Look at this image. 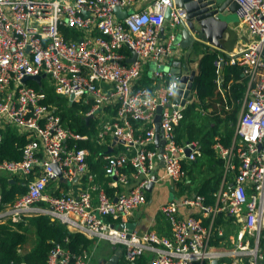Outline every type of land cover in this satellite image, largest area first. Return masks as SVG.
<instances>
[{"label":"built area","instance_id":"1","mask_svg":"<svg viewBox=\"0 0 264 264\" xmlns=\"http://www.w3.org/2000/svg\"><path fill=\"white\" fill-rule=\"evenodd\" d=\"M236 1L249 41L214 62L220 88L227 64L242 66L248 79L233 142L214 144L225 176L213 203L189 192L163 204L171 233L162 234L121 224L147 203L146 187L155 181L158 158L165 176L182 186L191 181L190 166L201 155L199 142H179L175 132L187 107L198 100L192 88L183 105L174 102L181 74L168 64L181 47L177 37L186 10L174 0H0V144L7 127L28 140L20 161L0 160V174L10 180L19 176L27 187L3 203L0 186V224L48 214L121 248L123 264H139L141 258L143 264H259L264 259V0ZM117 6L126 16L115 13ZM44 74L39 88L23 81ZM47 86L59 96L73 94L75 101L91 103L87 116L103 114L95 139L103 144L111 137L118 148L104 155L105 172L117 184L127 183L124 170L132 167L134 185L114 196L98 187L89 150L77 146L89 136L63 122L59 106L48 102ZM159 107L158 150L150 146L158 142ZM62 179L86 182L78 192H66ZM184 207L194 211L183 214ZM91 257L88 249L75 253L56 242L48 264H90Z\"/></svg>","mask_w":264,"mask_h":264},{"label":"trees","instance_id":"2","mask_svg":"<svg viewBox=\"0 0 264 264\" xmlns=\"http://www.w3.org/2000/svg\"><path fill=\"white\" fill-rule=\"evenodd\" d=\"M63 31L67 33L69 29L63 27ZM220 54L225 55L226 53L201 42H196L189 49L190 57L201 56L194 87L197 91L198 104L204 108L210 106V98L216 92L218 71L214 62ZM222 74L225 83L231 82L230 92L234 100L233 109L229 111L223 108L224 116L220 114L202 115L196 108L197 102L194 101L187 107L184 119L175 128L179 142L198 140L201 144V154L206 156L210 162L217 163L221 168L220 175L207 176L204 173L205 171L202 170L203 167H200L197 171L190 167L189 174L191 178L195 180L198 177L199 179L200 185L197 193L203 195L207 203L214 202V192L219 185L224 165L223 159L218 156L214 148V144L217 140H220L225 145L231 144L235 127L227 124L228 121H233L234 125L237 122L240 109L238 101L242 100L248 81L247 77L243 75V67L238 64L224 65ZM28 83L37 88L40 87V84L36 81H29ZM142 83L147 84V81L142 80ZM47 88L48 102L59 106L58 112L63 122L72 130L90 136L88 140H79L77 145L80 148L89 149L88 160L92 169L94 168V170L98 171L99 176L106 181L108 177L106 178L102 164L98 160V157L101 158V147L106 148V146L96 141L95 135L97 131H94L93 120L87 121L86 119V111L90 108V105L75 102L69 106V104L65 103V99L61 98L62 96L55 93L53 88ZM1 131L3 140L0 144V160L20 161L23 158V147L28 141L26 136L17 133L10 127ZM150 147L153 148L154 145ZM101 153H104V148ZM94 157L95 161H93ZM208 171H210V168ZM23 180L19 176H14V182H12L8 175L0 174L3 203H11L18 195L26 192L27 187ZM148 197L150 198V193H148ZM110 220L116 221L117 219L110 218ZM30 230L34 232L37 243L32 250L23 252L22 248L28 242V231ZM94 239L81 231H72L65 222L58 218H52L48 214L25 217L19 222L0 224V264H22L23 262L26 264H48L49 253L56 242L61 243L75 253H80L85 249L90 251L91 246L94 244ZM144 261L145 259L141 258L139 264H143Z\"/></svg>","mask_w":264,"mask_h":264},{"label":"crops","instance_id":"3","mask_svg":"<svg viewBox=\"0 0 264 264\" xmlns=\"http://www.w3.org/2000/svg\"><path fill=\"white\" fill-rule=\"evenodd\" d=\"M238 35L240 36V38L237 37ZM243 37H241V35L239 33H237L236 29L234 30L230 25L228 32H227L225 38L223 39L224 51H234V50H237L240 47L244 46L249 41V37L248 38H245V37L243 38ZM189 49L190 48H183L182 46L178 47L176 49L177 52L174 55L170 56V58L168 59V64L171 65V67H172L171 69H173V71L176 72V71H178V69H181L182 73H190V71H192V70L198 71L199 60H200L201 56H197V57L191 56L190 57ZM180 62L182 63L181 67H179V65H178V63H180ZM185 66L188 67V71L185 70V68H184ZM225 86L227 89L225 88ZM47 87H49V86H47ZM47 87H46V89H48ZM193 88L195 89V87H193ZM222 88H224L225 90L223 91ZM222 88H220L219 85L217 84L215 95L212 98H210V101H209L210 106H208V108H204L201 105H199L198 100L195 101V102H197L196 108L198 111H200L202 113V115L209 114L211 116L214 114H220L221 116H224L223 115V113H224L223 108L225 110H229V111L231 109H233L234 100H233L231 92H230L231 82L225 83V81H223ZM61 98H64L65 103L69 104V106H71L73 103L77 102L74 100L73 103H71L70 98H68L66 96H62ZM229 101H230V103H229ZM238 102H239L240 109H239L237 121H238L240 114H241L243 98L241 101H238ZM78 103H80V102H78ZM80 104H84V105L89 104L90 108H91V103H80ZM87 111H86V116H87ZM108 111L112 114L111 109H108ZM102 116H103V114H99V115L97 114L96 116H93L91 118L93 120L92 125H94V129H95L94 131H98V127L100 126V123H101L102 118H103ZM236 124H237V122H236ZM236 124L234 125L233 121H228L227 125L235 127ZM85 135H87V134H85ZM87 136H89V135H87ZM234 136H235V132H234V135L232 137L231 143L233 142ZM157 140H158L157 145H154V148L158 147V150H159L162 148V145H161L160 138ZM195 141L199 142L198 140H195ZM78 142L79 141H77V144H78ZM100 144H102V143H100ZM103 144H105L106 148L101 147V152L104 148V153L100 152L101 158L98 157V160H99L100 164H102V169L104 170L106 178L108 177L107 180L105 181V179H102L99 176L98 171L94 170V168L92 169L89 160H88V162L90 164V167H91V170L93 171V173L96 172L95 173L96 174L95 182L98 185V187L104 189L110 196L111 195L114 196L120 190L129 189L132 185H134L137 182L138 179L135 177V175H133L134 169L132 167H128L126 170H124L128 174V182L127 183L117 184V182L115 181L116 180L115 177L107 175L105 172L104 155L106 153H108V151L110 149H112L111 152H116L118 150V148L113 146V141H112L111 137H108L104 141ZM86 149H88V148H86ZM89 155H90V151H89ZM93 161H95V157H94ZM190 167H191V169L193 168V170H195V171L199 170L200 167H203L202 170L205 171L204 173L207 176H216L217 174L220 175V171H221V168L219 167V165L217 163H213V161L210 162L209 159L202 154L197 158L196 161H194L191 164ZM209 168H210V171H208ZM154 175L156 176V178L154 181L152 191L147 190V192L150 193V198L148 197L147 203L142 205L140 207V209L134 211L130 216H128L127 219L125 220V222L126 223L127 222H133L134 223L133 229H136L137 231H144V230L151 228V229H155V230L159 231L162 234H170L171 228H170L169 223L165 220V218L163 217V215L161 213V206L163 204H165L167 201L171 200L173 197L178 198V197H180L186 193H189V192H196L197 193V189L200 185L199 179L197 177L195 180H193V178H191V175H190L191 181L186 185L179 186L172 179L165 176V171H164L163 162H162L161 158H158V160H157V165H156V169L154 171ZM197 176H199V175H197ZM224 176H225V167L223 165V170H222V173L220 176L219 185L216 189H218L221 186L223 179H224ZM233 176H234V174L232 172H230L228 174V179L233 180ZM78 181H80V179ZM12 182H14V179L12 180ZM85 182H86V179H82L80 182H75L74 184H72L71 182H68L65 179H62L60 181V184L62 186L61 189L63 191L67 192V191H70L71 189H73L76 192H78L79 188L84 187ZM53 189H54V187L52 184L49 187V190L52 191ZM153 193H154V195H153ZM161 195H163V196H161ZM175 196H177V197H175ZM193 211L194 210L191 208H187V207L182 208L183 214H189ZM117 220H119V218ZM120 223H121V221H120ZM69 228L72 231L77 230L71 226H69ZM94 238L93 239L95 241H94V244L91 246V250H90L92 253L90 264H102V263L106 264L114 256V254L116 253V250H118L119 248L118 247L115 248L108 241H101V240H98L96 237H94ZM36 243H37V238L35 236L34 240L32 242H27L24 245V248H26L25 252L32 250L34 248V246L36 245ZM228 244L231 245L230 240L228 241ZM263 260L260 261L259 264H263L264 263ZM123 262H124V258L120 254L117 264H123Z\"/></svg>","mask_w":264,"mask_h":264},{"label":"water","instance_id":"4","mask_svg":"<svg viewBox=\"0 0 264 264\" xmlns=\"http://www.w3.org/2000/svg\"><path fill=\"white\" fill-rule=\"evenodd\" d=\"M175 4L178 7L184 8L187 12L186 23L178 35L177 40L180 42V45L183 48H192L196 42H201L208 44L216 49L224 50L223 39L225 38L228 29L230 27L229 22L220 17V14L226 13H236L238 9V3L236 0H174ZM115 13L119 17H124L127 14V10H123L120 7L114 9ZM171 10L168 9L165 16V22L163 30L170 19ZM262 54L264 55V46L262 49ZM136 55L132 59L135 60ZM181 67L182 63H178ZM188 71V67H184ZM165 70H169V67H164ZM175 72V71H174ZM175 73L181 74V83L174 97V102L183 105L186 101V98L189 96L190 90L194 87L195 77L197 75L196 70L190 71V73H182L181 69H178ZM44 75H26L23 78L24 82L36 81L38 84L42 83V78ZM74 95L70 96V102L73 103ZM162 112V107L158 108V113L156 117V131L157 139L160 138V114ZM93 115L86 117L89 121ZM112 149L108 151L110 153ZM189 152V150H188ZM55 169L58 175H61V172L57 165ZM154 179L156 176L154 175ZM154 181H151L147 185V190L152 191ZM129 228L130 230L134 228L133 222H127L122 224ZM121 254V248L116 250L114 256L106 264H117L119 260V255ZM215 264H218V260L215 261Z\"/></svg>","mask_w":264,"mask_h":264},{"label":"rangeland","instance_id":"5","mask_svg":"<svg viewBox=\"0 0 264 264\" xmlns=\"http://www.w3.org/2000/svg\"><path fill=\"white\" fill-rule=\"evenodd\" d=\"M220 17L225 19V20H227L229 22V25H231V27L234 30L236 29L237 33H239L241 35V37H243V36L245 38L250 37L249 35H247L248 33H247L245 27L242 24L239 23L238 16H237L236 13L229 12V13H226V14H220ZM237 37L240 38L239 35ZM196 175H198V174L196 173ZM153 195H154V193H153ZM161 196H163V195H161ZM175 197H177V196H175ZM34 237H35L34 232L32 230L28 231V242H32L34 240ZM25 249L26 248L23 247L22 251L25 252Z\"/></svg>","mask_w":264,"mask_h":264}]
</instances>
